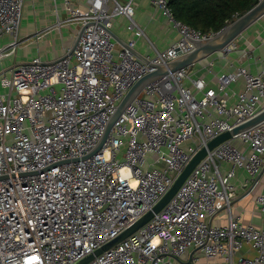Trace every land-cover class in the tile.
<instances>
[{"label": "built area", "instance_id": "1", "mask_svg": "<svg viewBox=\"0 0 264 264\" xmlns=\"http://www.w3.org/2000/svg\"><path fill=\"white\" fill-rule=\"evenodd\" d=\"M26 1L0 0V60L22 43ZM62 1L66 16L58 24L83 27L72 51L67 54L68 47L52 61L34 57L0 73V264L77 263L152 208L209 140L264 107L262 72L239 66L217 75L210 87L182 67L149 81L101 148L82 158L127 90L153 67L128 48L114 53L109 29L115 16H126L128 28L143 35L133 0H86L84 8ZM151 2L178 33L163 50L151 44L147 58L153 63L175 59L193 49L194 40L216 33L176 19L168 0ZM5 35L10 39L1 43ZM127 44L134 47L133 40ZM231 49L230 43L221 52ZM240 79L243 86L229 101L222 92ZM263 166L264 120L208 150L161 210L85 264H178L190 248L231 260L243 244L255 255L238 264H264V191L255 195L261 226L232 214L224 225L209 222L235 198L236 170H245L253 187ZM182 264H194V258Z\"/></svg>", "mask_w": 264, "mask_h": 264}, {"label": "crops", "instance_id": "2", "mask_svg": "<svg viewBox=\"0 0 264 264\" xmlns=\"http://www.w3.org/2000/svg\"><path fill=\"white\" fill-rule=\"evenodd\" d=\"M72 1L82 8L86 6V0ZM133 6V18L143 29V35L137 36L133 29L128 28L129 21L126 16H115L111 27L118 37V40H115V54L123 47L122 44L133 40L136 51L148 57L153 54L151 44L157 49L163 50L178 38L175 28L154 7L151 0H133ZM65 16L62 0L26 1L19 31L22 43L14 54L0 60V71L9 74V70L13 66L28 62L34 57L52 61L64 55L66 49L73 45L80 30V25L75 22L58 24V18L62 20ZM9 39L10 36L5 35L2 37L1 43H5ZM233 44L234 48L226 55L218 51L203 64H199V62L194 64L190 67L191 73L203 78L210 87H216L217 75L233 71L239 66H244L254 74L262 72L264 77V14L244 29L233 40ZM210 61H213V64L209 65ZM185 84L191 86L188 81H185ZM242 86L243 81L240 79L223 91L222 95L228 97L229 101H234L231 92L238 91ZM237 141H235L236 144L243 146L239 140ZM228 165L227 162H223L222 168L225 170ZM248 178L249 175L245 170L240 168L236 170V175L232 178L235 198L229 205H220L217 208L215 215L209 218L211 224L224 225L229 215L232 214L243 223L262 225L263 214L255 201V195L264 191V171L253 187ZM251 187V191L247 193ZM254 255V250L248 244H243L231 260L223 256H206L199 249L190 248L176 261L178 264H182L194 258V264H238L240 258H251Z\"/></svg>", "mask_w": 264, "mask_h": 264}, {"label": "water", "instance_id": "3", "mask_svg": "<svg viewBox=\"0 0 264 264\" xmlns=\"http://www.w3.org/2000/svg\"><path fill=\"white\" fill-rule=\"evenodd\" d=\"M264 14V0H258L251 8L242 13L241 15L234 18L231 22L226 24L222 29L217 31L212 37L207 38L206 40H194V47L189 52L178 56L175 59L167 61L166 63H153L146 56L136 51L134 47H129L127 43L122 44L123 47L128 48L134 55H136L140 60L149 64V66L153 67V69L144 75H142L134 84L127 90L124 96L121 98L119 103L116 106L115 111L110 116L103 134L98 141L97 145L86 153L82 158H88L91 155L95 154L103 145L105 140L108 137V134L117 121L119 116L122 114L124 109L132 102V100L142 91L143 87L151 80L165 76L171 72H174L182 67H192L194 64L210 57L214 53L221 51L228 44H230L244 29H246L251 23L256 21L259 17ZM83 31V27L80 28L77 37L71 46L69 54L72 49L75 47L78 37ZM109 32L114 40H118V37L115 33L109 29ZM25 63V62H22ZM20 64V63H19ZM3 71H0L2 73ZM264 120V107L253 117L246 120L245 122L234 126L230 130L223 131L219 135L213 137L209 140L205 146L201 147L189 160V162L184 166L182 171L176 177L170 188L165 192V194L158 200V202L152 206L147 212H145L140 218H138L135 222H133L130 226L125 228L121 233H119L115 238L106 242L99 248L95 249L94 252L86 255L81 260H79L75 264H85L90 261L95 255H98L105 251L106 249L114 246L119 243L121 240L135 232L138 228L148 222L155 213L161 210L168 201L172 198V196L176 193L182 182L186 179L195 165L207 154L208 150H211L219 143L232 139L239 132L252 127L253 125ZM78 158L72 159V161H76ZM70 160H64V162H69ZM264 171V166L262 171L255 177V183L261 176Z\"/></svg>", "mask_w": 264, "mask_h": 264}, {"label": "trees", "instance_id": "4", "mask_svg": "<svg viewBox=\"0 0 264 264\" xmlns=\"http://www.w3.org/2000/svg\"><path fill=\"white\" fill-rule=\"evenodd\" d=\"M258 0H168L173 16L203 33L217 32Z\"/></svg>", "mask_w": 264, "mask_h": 264}, {"label": "rangeland", "instance_id": "5", "mask_svg": "<svg viewBox=\"0 0 264 264\" xmlns=\"http://www.w3.org/2000/svg\"><path fill=\"white\" fill-rule=\"evenodd\" d=\"M231 45H232V49H233V48H234L233 41L231 42ZM223 54L226 55V53H223ZM210 57H212V56H210ZM210 57H208V58H206V59L200 61L199 64H201V63L203 64V63L206 62V60H208ZM140 96H143V93H141ZM235 140H237V139H235Z\"/></svg>", "mask_w": 264, "mask_h": 264}]
</instances>
